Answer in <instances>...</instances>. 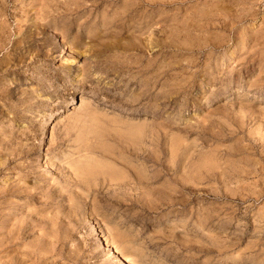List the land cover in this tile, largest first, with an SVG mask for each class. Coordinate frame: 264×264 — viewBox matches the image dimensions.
Listing matches in <instances>:
<instances>
[{
    "label": "rangeland",
    "instance_id": "rangeland-1",
    "mask_svg": "<svg viewBox=\"0 0 264 264\" xmlns=\"http://www.w3.org/2000/svg\"><path fill=\"white\" fill-rule=\"evenodd\" d=\"M0 264H264V0H0Z\"/></svg>",
    "mask_w": 264,
    "mask_h": 264
},
{
    "label": "bare ground",
    "instance_id": "bare-ground-1",
    "mask_svg": "<svg viewBox=\"0 0 264 264\" xmlns=\"http://www.w3.org/2000/svg\"><path fill=\"white\" fill-rule=\"evenodd\" d=\"M141 6V5H140ZM56 9V8H55ZM137 9V8H136ZM50 10V9H49ZM57 10V9H56ZM60 13H62L61 11H60ZM62 15V14H61ZM158 17V16H157ZM160 44V43H159ZM163 89V88H162ZM124 179V178H123Z\"/></svg>",
    "mask_w": 264,
    "mask_h": 264
}]
</instances>
